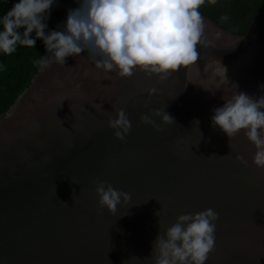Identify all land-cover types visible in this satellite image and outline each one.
I'll list each match as a JSON object with an SVG mask.
<instances>
[{
	"label": "water",
	"instance_id": "1",
	"mask_svg": "<svg viewBox=\"0 0 264 264\" xmlns=\"http://www.w3.org/2000/svg\"><path fill=\"white\" fill-rule=\"evenodd\" d=\"M202 16L197 61L164 81L105 76L82 52L39 70L0 115V264H153L157 235L206 208L218 220L205 264H264V169L244 130L230 139L210 122L232 83L264 95V6L242 35ZM117 108L131 124L123 141L108 126ZM97 180L129 203L100 207Z\"/></svg>",
	"mask_w": 264,
	"mask_h": 264
},
{
	"label": "clouds",
	"instance_id": "2",
	"mask_svg": "<svg viewBox=\"0 0 264 264\" xmlns=\"http://www.w3.org/2000/svg\"><path fill=\"white\" fill-rule=\"evenodd\" d=\"M56 3L57 0H13L12 6L0 15V54L10 56L18 46L35 48L39 39L45 55L34 63L40 71L53 63L65 65L67 57L87 52L105 76L114 73L129 77L139 70L147 77L155 75L161 82L196 62L197 46L206 43V22L200 12L206 0H76L77 7L68 10L63 24L49 29L47 21ZM227 19L221 17L222 22ZM232 84L236 91L223 95L224 103L212 109L211 126L230 139L244 130L255 148L252 163L264 169V95H249ZM258 87L264 89V84ZM158 91L155 87L147 89L149 96ZM150 111L164 124L174 122L164 110ZM140 119L156 126L146 114ZM108 126L116 138L125 139L131 124L123 108L116 109L114 119L109 116ZM236 158L247 164L243 157ZM95 192L99 206L113 213L118 204L130 201L129 193L106 181L97 180ZM217 220L218 213L211 208L178 215L175 223L157 235L153 264H205L214 248Z\"/></svg>",
	"mask_w": 264,
	"mask_h": 264
},
{
	"label": "trees",
	"instance_id": "3",
	"mask_svg": "<svg viewBox=\"0 0 264 264\" xmlns=\"http://www.w3.org/2000/svg\"><path fill=\"white\" fill-rule=\"evenodd\" d=\"M13 0H0V15L12 6ZM264 6V0H215L201 6L200 12L220 26L234 34H244L259 10ZM77 7L76 0H57L52 6L48 19V28L56 29L57 24H63L69 9ZM227 16L226 21H221ZM21 29L20 31H22ZM47 31V30H46ZM258 31L264 42V19ZM31 35L34 36V33ZM45 55L41 40H36L35 48L18 46L10 56L0 54V115L7 112L18 96L29 86L34 75L39 71L34 61Z\"/></svg>",
	"mask_w": 264,
	"mask_h": 264
}]
</instances>
